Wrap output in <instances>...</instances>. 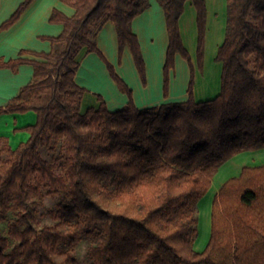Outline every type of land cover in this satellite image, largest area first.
<instances>
[{
    "label": "trees",
    "instance_id": "obj_1",
    "mask_svg": "<svg viewBox=\"0 0 264 264\" xmlns=\"http://www.w3.org/2000/svg\"><path fill=\"white\" fill-rule=\"evenodd\" d=\"M34 0H24L0 25L15 24ZM73 16L54 9L51 22L64 25L58 36L43 37L50 52L40 59L0 58V68L34 66V78L5 105L8 112L37 113L27 126L28 141L12 148L0 138V217L11 215L7 235L0 231V264H79L76 246L88 244L90 264H264V165L246 166L228 179L212 206L211 236L198 251V205L219 167L234 155L264 147V0H228V24L217 59L223 62L221 92L194 97V66L184 45L180 18L188 0H158L166 16L170 71L181 53L192 68L189 98L139 108L133 90L101 53L97 34L112 21L120 58L129 46L146 83V64L134 19L149 0H62ZM199 29L198 62L204 59L205 0H192ZM83 47L97 52L129 102L110 110L81 111L85 88L76 79ZM52 153L45 158L41 149ZM59 201L40 226L46 196Z\"/></svg>",
    "mask_w": 264,
    "mask_h": 264
},
{
    "label": "crops",
    "instance_id": "obj_2",
    "mask_svg": "<svg viewBox=\"0 0 264 264\" xmlns=\"http://www.w3.org/2000/svg\"><path fill=\"white\" fill-rule=\"evenodd\" d=\"M23 1L0 0V25L15 13ZM205 1L207 31L202 66L198 62V14L192 0L186 2L180 18L183 42L191 54L194 66V97L197 101L212 99L221 92L223 62L217 59V55L219 47L224 43L228 24V0ZM54 9L69 17L75 14V8L62 0H34L15 24L0 32V58H17L21 50H27L29 53L24 54V58L40 59L30 52H50L52 43L43 37L58 36L64 29L62 23L50 21ZM132 29L139 38L145 59L146 83L143 82L129 46L125 47L120 58L117 28L112 21L106 22L98 32L97 44L106 60L115 66L117 74L133 90L136 105L145 108L164 102L187 100L192 68L181 53L176 54L175 67L170 71L168 95L165 96L164 68L169 33L165 11L158 0H149V6L134 19ZM77 60L80 65L75 79L85 88L82 112L92 107L98 108L100 98L106 101L112 111L129 102L128 95L121 91L105 60L97 52L83 47ZM33 78L34 66L31 63L21 64L16 71L10 67L0 68V106L7 104ZM36 121L37 113L34 110L3 113L0 115V138L12 148H17L28 141L31 133L26 127ZM260 165H264V147L242 151L219 167L211 189L216 185L217 194L228 179L239 177L244 167ZM222 175L224 178L216 183V178Z\"/></svg>",
    "mask_w": 264,
    "mask_h": 264
},
{
    "label": "rangeland",
    "instance_id": "obj_3",
    "mask_svg": "<svg viewBox=\"0 0 264 264\" xmlns=\"http://www.w3.org/2000/svg\"><path fill=\"white\" fill-rule=\"evenodd\" d=\"M41 151L45 158L52 157V153L46 150L45 148L41 149ZM223 178L224 175H222L218 179L216 178V183H219ZM215 188L216 185H214L212 188L214 189V192L212 193V196L209 197L210 199L207 197V195H209V193L212 191L211 188L199 201L198 226H197L198 234L194 242V246L198 251H203L206 248L211 236L212 206L216 195ZM58 201H59V196L57 195H52V196L48 195L43 199V206L39 208V212L37 214V220L40 226L53 224L54 221L49 215L48 209L54 208L58 203ZM10 220H11V215H5L4 217H0V231L3 235H7L8 223ZM87 250H88V244L86 243V241H82L76 246L75 254L78 257L79 264H90Z\"/></svg>",
    "mask_w": 264,
    "mask_h": 264
},
{
    "label": "bare ground",
    "instance_id": "obj_4",
    "mask_svg": "<svg viewBox=\"0 0 264 264\" xmlns=\"http://www.w3.org/2000/svg\"><path fill=\"white\" fill-rule=\"evenodd\" d=\"M214 192V189H212V191L209 193V195H207V197H211L212 196V193ZM210 199V198H209ZM208 200V199H207Z\"/></svg>",
    "mask_w": 264,
    "mask_h": 264
}]
</instances>
